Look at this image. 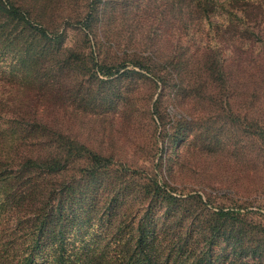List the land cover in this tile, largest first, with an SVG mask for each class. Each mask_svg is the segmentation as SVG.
<instances>
[{
    "label": "trees",
    "instance_id": "16d2710c",
    "mask_svg": "<svg viewBox=\"0 0 264 264\" xmlns=\"http://www.w3.org/2000/svg\"><path fill=\"white\" fill-rule=\"evenodd\" d=\"M0 196V264H264V0H0Z\"/></svg>",
    "mask_w": 264,
    "mask_h": 264
},
{
    "label": "rangeland",
    "instance_id": "374dc122",
    "mask_svg": "<svg viewBox=\"0 0 264 264\" xmlns=\"http://www.w3.org/2000/svg\"><path fill=\"white\" fill-rule=\"evenodd\" d=\"M67 42L71 43L74 39L75 33L71 31V29L67 30ZM131 87H129L130 89ZM153 86L150 84V82H146L144 84H141V86H138V88L133 89V92L135 96L137 97V102L134 105V108L136 109L135 112L137 113V121L136 125L132 127L126 125V126H119L117 124L112 123V126L106 121V119L102 120L98 117H87L84 120L80 121L79 123H76V127L74 128V131L78 134L84 133L87 134L88 128H92V134L90 135L93 139L102 141L105 144L112 145L118 149V152L120 151L122 154L127 155L130 157V151L129 149L132 148L134 144L138 142V152L142 153L139 148L144 147L147 144V119L143 118L144 114L143 108L146 104L145 99L150 97V92H152ZM111 117V116H110ZM77 122V121H75ZM168 126V124H166ZM104 128L103 130H100V128ZM124 128V129H123ZM124 131V132H123ZM81 136V135H80ZM112 144H109V141L111 139ZM181 145L178 144L175 147L171 148L168 151V154H170L171 159L174 158L175 151L177 149H180ZM6 152V150H5ZM5 155V154H4ZM165 157V153L163 154ZM169 156V155H168ZM168 157V158H170ZM3 158V157H2ZM194 164H198V166H195ZM191 165L190 169L186 170V173L189 174H206L211 175L210 170L214 171L215 167H207L202 168L199 166L198 160H196V163ZM195 177H192L194 179ZM191 179V180H192ZM198 186V185H196ZM213 187V186H212ZM209 189L210 187H205ZM6 203H3L1 201L0 196V255L6 256L8 259H12V257L18 256L17 253H19L21 248L26 247V244H21V239H15L14 243L11 240L12 234H13V228L15 225V218L10 217V212L8 211L7 205H4ZM22 231H18L20 233ZM17 233V234H18ZM18 249V250H17ZM37 261L40 262L38 259Z\"/></svg>",
    "mask_w": 264,
    "mask_h": 264
}]
</instances>
